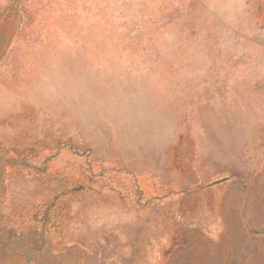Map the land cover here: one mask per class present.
<instances>
[{
  "label": "rangeland",
  "instance_id": "rangeland-1",
  "mask_svg": "<svg viewBox=\"0 0 264 264\" xmlns=\"http://www.w3.org/2000/svg\"><path fill=\"white\" fill-rule=\"evenodd\" d=\"M0 264H264V0H0Z\"/></svg>",
  "mask_w": 264,
  "mask_h": 264
}]
</instances>
